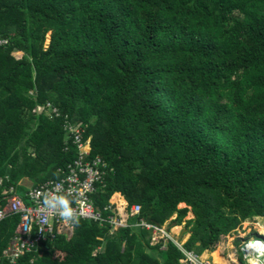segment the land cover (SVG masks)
Returning <instances> with one entry per match:
<instances>
[{
  "label": "trees",
  "instance_id": "16d2710c",
  "mask_svg": "<svg viewBox=\"0 0 264 264\" xmlns=\"http://www.w3.org/2000/svg\"><path fill=\"white\" fill-rule=\"evenodd\" d=\"M0 39V177L59 178L78 156L68 117L114 169L95 206H141L132 226L80 221L17 264H182L135 224L191 212L184 249L223 256V237L264 222V0H0ZM19 222L0 221V257Z\"/></svg>",
  "mask_w": 264,
  "mask_h": 264
},
{
  "label": "built area",
  "instance_id": "2783aa9c",
  "mask_svg": "<svg viewBox=\"0 0 264 264\" xmlns=\"http://www.w3.org/2000/svg\"><path fill=\"white\" fill-rule=\"evenodd\" d=\"M6 43V40L0 39V45ZM43 111L49 117H61L58 108L51 103H47V106L40 108L39 112ZM87 130V124L73 123L68 117H65L64 131L66 138L76 146L78 156L73 162L58 168L59 178L38 185L32 183V186H28L26 184L27 181H30L28 178L15 185L9 184V177H0V221L10 215H17L20 218L13 237L2 252L0 262L17 264L27 254L39 252L42 255L45 245L55 242L59 237H64L67 240L73 237L76 226L70 228L62 224L59 217L49 216L46 222L43 219L39 212L41 206L39 194L46 190L64 192L71 188L83 205V216L80 221H91L98 223L100 226L110 224V234H114L121 228L132 226L129 224V220L141 213V206L138 204L129 206L124 195L120 192H115L111 196L109 205L104 211L95 206V194L106 186L107 177L114 169L102 157H91V137H86ZM73 206L78 207L75 204ZM106 211L111 213L105 216L104 212ZM248 223L250 222L248 221ZM135 226L144 227L151 231L152 244L154 245L161 241L172 240L184 253V258L181 260L182 264H192L187 259L188 253L192 254L198 264H215L212 252L205 251L198 254L193 251H186L183 247L184 243L175 240L170 230L164 228V226H157L144 220H140ZM258 226L264 227L260 222H258ZM98 239L103 241V238L99 237ZM256 240L264 241V232L258 230L248 240L245 239L240 247L241 252L243 250L247 252L245 255L243 254L246 264V256L252 251L248 248V245ZM101 248L98 247L97 250L99 251Z\"/></svg>",
  "mask_w": 264,
  "mask_h": 264
},
{
  "label": "clouds",
  "instance_id": "9594fccd",
  "mask_svg": "<svg viewBox=\"0 0 264 264\" xmlns=\"http://www.w3.org/2000/svg\"><path fill=\"white\" fill-rule=\"evenodd\" d=\"M39 195L41 198L39 212L45 222L49 216H52L59 217L62 224L70 228L79 226L83 216V205L71 188L64 192L46 190ZM74 204L78 205V207H74ZM248 248L252 251L246 256L247 264H264V259H262L264 258V241L256 240L255 242H250ZM187 259L192 264H198V261L191 253L187 254Z\"/></svg>",
  "mask_w": 264,
  "mask_h": 264
},
{
  "label": "rangeland",
  "instance_id": "374dc122",
  "mask_svg": "<svg viewBox=\"0 0 264 264\" xmlns=\"http://www.w3.org/2000/svg\"><path fill=\"white\" fill-rule=\"evenodd\" d=\"M50 42V34L47 36V44ZM17 57H21V53H17L16 54ZM26 184L28 186H32V182L31 181H27ZM185 205H180V207H184ZM175 218V216L173 217ZM194 215L193 213H189L187 215V217L185 218L184 222L182 223V225L180 226H175V227H170V232L172 233L171 235L174 237L175 240L179 241L180 243H185L186 240L189 239L190 234L187 233V228L185 226L186 221L193 219ZM250 223H248V221L244 222L241 226V228H239L236 232L232 233L231 235H228L226 237H223L221 242L219 243V247L221 248V254L226 257L227 259H229V256H233L234 257V264H241L240 263V253H242L240 251V247L241 245H243V242L245 241V239H249V237H251L253 234H255V232H257L258 230L261 231L260 227L257 226L258 222H260L261 225H264V222L262 221L261 218L255 219L254 221H249ZM164 228H169V221L163 225ZM169 230V229H168ZM262 232V231H261ZM183 234V238L180 239V235ZM244 237V238H243ZM218 247V248H219ZM243 255V253H242Z\"/></svg>",
  "mask_w": 264,
  "mask_h": 264
},
{
  "label": "bare ground",
  "instance_id": "6f19581e",
  "mask_svg": "<svg viewBox=\"0 0 264 264\" xmlns=\"http://www.w3.org/2000/svg\"><path fill=\"white\" fill-rule=\"evenodd\" d=\"M260 229H261L262 232H264V227L263 226L260 227ZM229 257L230 258L227 259V258H224V257L220 256V257H217V261H218L219 264H233L234 263L233 261H235L234 257L232 255L229 256Z\"/></svg>",
  "mask_w": 264,
  "mask_h": 264
},
{
  "label": "crops",
  "instance_id": "0c3cea01",
  "mask_svg": "<svg viewBox=\"0 0 264 264\" xmlns=\"http://www.w3.org/2000/svg\"><path fill=\"white\" fill-rule=\"evenodd\" d=\"M181 236H182V238L184 237L183 234H182V235L179 236L180 239H181ZM186 241H187V240H186ZM186 241H185V242H186ZM212 256H213V261H214V263L216 264V262H215V256H219V257H220L221 255L212 254ZM222 257H224V256H222ZM224 258H226V257H224ZM218 264H219V263H218ZM233 264H234V263H233Z\"/></svg>",
  "mask_w": 264,
  "mask_h": 264
},
{
  "label": "water",
  "instance_id": "95a60500",
  "mask_svg": "<svg viewBox=\"0 0 264 264\" xmlns=\"http://www.w3.org/2000/svg\"><path fill=\"white\" fill-rule=\"evenodd\" d=\"M181 238H182V236H181ZM244 248H245V247L243 246V249H244ZM242 253L245 255L247 252H246L245 250H243Z\"/></svg>",
  "mask_w": 264,
  "mask_h": 264
}]
</instances>
